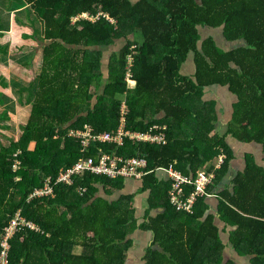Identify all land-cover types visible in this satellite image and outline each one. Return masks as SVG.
<instances>
[{
  "label": "trees",
  "instance_id": "16d2710c",
  "mask_svg": "<svg viewBox=\"0 0 264 264\" xmlns=\"http://www.w3.org/2000/svg\"><path fill=\"white\" fill-rule=\"evenodd\" d=\"M16 1L26 6L27 18H33L38 24L34 37L37 36L42 47V65L32 85L35 92L31 96L30 115L21 128L18 142L0 148V239L3 228L17 211L39 231L24 230L10 239L9 264H20L22 254L16 251L15 243L22 238H39V242L51 245L52 252L47 251L51 264H123L129 245L125 237L135 227L131 197L119 199L125 207L129 202V208L121 212L118 202L111 204L102 198L91 201L98 186L107 192L122 189L123 179L87 173L74 177L72 186L55 185L53 198H29V195L41 187L46 177L55 179L60 169L72 166L80 156L95 158L99 150L109 154L114 151L143 155L150 168L167 166L177 158L174 144L153 147L130 142L122 147L99 142L81 154L79 140L68 135L69 130L82 129L85 124L92 125L95 133L116 131L122 95L120 99L114 98L127 90L125 57L133 43L127 39L129 35L141 46L132 72L135 85L131 92L125 93L129 130L145 132L157 123L144 120L136 106L140 105L143 110L149 106L150 91L154 90V81L150 78L161 76L167 80L173 98L171 103L168 98V105L163 103L157 110L165 108V120L169 121L172 133L175 126H181L186 120H178L175 115L176 110H181L180 99L203 93L215 84L229 85L238 103L228 133L264 147V0ZM100 12L115 20V24L104 17L95 23L85 19L72 22L81 13L94 16ZM199 27L222 29L226 41L242 45L225 51L208 37L199 48ZM117 37H123L127 44L113 56L103 94L92 105L91 88L96 89L101 83L97 61L100 53L90 48L75 50L71 46L103 47ZM191 52L196 54V81L179 74ZM17 151L20 153L15 156ZM15 157L20 165L13 171ZM15 177L20 179L15 181ZM234 182V192L222 193V218L230 227H236L231 232L235 249L249 255L252 264H264V172L253 164L238 174ZM80 188L85 189L83 194L78 192ZM202 202L201 197L192 215L194 224L187 230L171 229L164 224L168 210L165 216L149 218L141 226L151 230L159 244V251L147 252L146 264H196L195 253L203 245L212 247L213 243L221 242L213 219L200 221L202 212L197 208ZM41 230L49 233L50 238L41 235ZM181 242L187 245L182 246ZM74 243L92 246L93 256L88 259L68 252L65 247Z\"/></svg>",
  "mask_w": 264,
  "mask_h": 264
},
{
  "label": "crops",
  "instance_id": "0c3cea01",
  "mask_svg": "<svg viewBox=\"0 0 264 264\" xmlns=\"http://www.w3.org/2000/svg\"><path fill=\"white\" fill-rule=\"evenodd\" d=\"M19 5L20 3L16 0H6V3L0 0V148L8 147L11 143L18 142L22 133L21 128L26 124L30 115L33 101L31 96L35 92V88L31 87V85L35 83L42 65V47L39 46L37 36L34 37L36 35L34 31L37 30L38 24L33 22V18L26 21L25 19L28 16L25 12L26 6L22 5L20 7ZM22 9L24 10L22 17L19 14L17 16L13 15L15 22L13 23L10 18L11 14H13L12 12ZM24 16L26 17L25 19ZM17 17L19 20L16 21ZM107 21L109 22L108 19ZM31 23L33 24L32 26ZM221 30L199 27L201 35V39L198 42L199 48H201L204 40L208 37H212L215 44L225 51L242 45L240 42L226 41L221 34ZM215 34L217 35L215 36ZM127 39L133 42L128 48L129 54L131 53L133 56L131 64L133 72L141 46L134 42L132 35H129ZM126 44L127 42L123 37H117L111 44H105L103 47L71 46L75 50L90 48L100 53L97 56V61L99 64L98 69L101 73V83L96 86V89L91 88L93 92L91 96L92 105L96 103L97 97L103 94L109 79V67L113 56L119 53ZM126 57L125 66L128 63ZM196 72V54L191 52L182 63L179 74L182 77L196 81ZM150 80L154 81L155 92L154 90L150 91L151 101L149 106L144 108V110L140 105L136 107L143 115L144 120H155L157 123L154 124L166 127L165 132L168 139L166 145L174 144L173 152L177 155L175 161L170 162V164L184 174L194 176L199 170L211 171L216 169L220 162L219 156L222 150H225L224 152L226 153L225 161L222 163L221 168L218 169L220 174L216 176L213 183L209 186L210 195L203 196V202L197 208V211L202 212L200 216L202 223L206 222L208 218L213 219L214 225L218 228L221 242L217 245L213 243L212 247L208 246V244L203 245L195 253L197 257L195 263L237 264L238 259L243 258L245 262L252 264L249 255L240 253L233 246L231 232L236 227H230L223 220L221 213L222 200H224L222 193L226 190L235 191L236 183L234 180L238 174L246 172L248 166L253 164H256L264 172V147L255 141H241L233 134L228 133L229 125L233 120L234 107L238 103V97L230 92L229 85L221 86L215 84L205 88L203 93H195L186 99H180L181 110H176L175 115H177L178 120H186L181 126H175L172 133V127L168 125L169 121L165 120V108L157 110V108H161L163 103L172 102L173 97L170 96L168 82L161 76L151 77ZM134 85L135 80L133 79L132 85L126 86L127 90L122 92L123 94H116L114 98L116 100L120 99L122 95L119 108L123 102L128 107L127 94L125 95V93L131 92ZM168 98H170L169 101ZM159 122H162V124ZM102 123L105 124L104 122ZM109 123L112 124L111 122ZM115 124H117L116 128H118V124H120L119 118L117 122L115 121ZM168 131L173 136L169 137ZM224 142L226 143L225 146L222 144ZM30 145L31 147L34 146L33 143ZM147 145L159 147L155 144ZM19 153L17 151L15 156ZM15 160H17L16 157L14 158ZM150 173L142 179L121 178L123 179L122 189L111 192H107L98 186L97 193L91 200L93 202L97 198H102L111 204L118 202L119 212H121L125 208H129V202L125 207L124 204L119 203V199L124 196L131 197L132 202L130 203L133 208V224L135 227L128 231L125 237V241L129 245L125 251L123 264H146L144 258L147 256L149 249L159 251V244L155 242L153 232L141 227L149 218H155L158 215L165 216L168 210V215L163 220L164 224L171 229L182 227V229L186 230L195 221L192 218L194 212L191 214L177 212L170 208V205L168 206V191L171 188L168 175L163 170ZM19 179L20 177H15V181ZM162 205H167V207ZM40 233L44 237L50 238L49 233L44 234L42 230ZM85 243H74L70 247L67 244L65 248L68 252L71 251L74 256H84L89 259L93 256V248L90 245L85 246ZM180 245L185 246L187 244L181 242ZM15 247L16 251L22 254L20 256V264H51L47 257V251L52 252L53 247L46 242H39V238L35 240L22 238L15 243Z\"/></svg>",
  "mask_w": 264,
  "mask_h": 264
},
{
  "label": "built area",
  "instance_id": "2783aa9c",
  "mask_svg": "<svg viewBox=\"0 0 264 264\" xmlns=\"http://www.w3.org/2000/svg\"><path fill=\"white\" fill-rule=\"evenodd\" d=\"M105 19L113 23L112 19L100 13ZM99 15V16H100ZM86 18V17H85ZM128 63L125 66L124 82L126 86H131L133 83L132 73V54H127ZM128 113L127 105L123 102L119 108V122L118 128L114 132L95 133L93 128L85 124L82 129L69 130L68 135L75 137L80 143V153H86L89 146L99 143H113L116 146H124V139L135 141L143 144H164L168 142L166 127L158 124H153L148 127L145 132H131L126 128V115ZM97 156L89 157L87 159L81 156L75 163L65 169H60L55 179L46 177L41 187L34 189L29 195V198H44L54 197V186L63 184L72 186L74 184V177L84 174H92L96 176H105L109 179L128 178V179H142L148 173L158 170H163L168 175L171 183L170 191H168V203L177 212L193 213L198 200L210 195L209 186L213 183L217 176V171L221 168L225 161L226 153L221 152L219 156V163L216 169L207 171L199 170L194 176H189L178 170L172 164L168 166H156L150 168L148 161L143 156H133L119 154L113 151L112 154L107 152L97 151ZM19 160H15L11 165L12 170L16 171L19 168ZM80 194L85 192L84 188L78 189ZM24 230L39 231L38 227L24 219L20 212L17 211L8 223L3 228L2 237L0 239V264H9V249L10 239L16 234Z\"/></svg>",
  "mask_w": 264,
  "mask_h": 264
},
{
  "label": "rangeland",
  "instance_id": "374dc122",
  "mask_svg": "<svg viewBox=\"0 0 264 264\" xmlns=\"http://www.w3.org/2000/svg\"><path fill=\"white\" fill-rule=\"evenodd\" d=\"M3 1H5V3H6V0H3ZM20 7H22V5L20 4L19 5ZM23 9L22 10H19V11H17V12H12L13 14H11V16H10V18L12 19V22L13 23H15L14 22V16L13 15H20L21 17H22V13H23ZM101 13V12H100ZM100 13H97V15H90V14H88V13H81L80 15H76V16H74L73 18H72V22L74 23V22H76V21H79V20H81V19H86L87 21H90V23H95V22H97V20L99 19V17H104V16H101L100 15ZM101 14H103V15H107V14H105V13H101ZM100 15V16H99ZM32 16V15H31ZM30 16V17H31ZM86 17V18H85ZM26 17L24 16V19H25ZM17 20H19L18 19V17H17V19H16V21ZM26 21H29V19L28 18H26L25 19ZM111 24H115V20H113V23L112 22H110ZM30 26V25H29ZM217 34H215V36H216ZM31 87H32V85H31ZM210 109H211V107H210ZM126 128H127V125H126ZM128 129V128H127ZM147 130H148V128H147ZM146 130V131H147ZM93 131H94V129H93ZM131 131V130H130ZM131 132H139V131H131ZM127 142H130V143H132V144H137L135 141H131V140H128L127 138H125L124 139V145H125V143H127ZM141 144H143V143H139L138 145H141ZM156 146H166V145H164V144H155ZM122 147V146H121ZM222 151H225V150H222ZM133 156H140V155H133ZM141 156H143V155H141ZM143 157H145V156H143ZM146 159H147V157H145ZM147 161H148V159H147ZM148 164H149V161H148ZM237 264H249L248 262H245V259H243V258H239L238 259V261H237Z\"/></svg>",
  "mask_w": 264,
  "mask_h": 264
}]
</instances>
